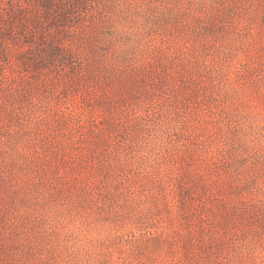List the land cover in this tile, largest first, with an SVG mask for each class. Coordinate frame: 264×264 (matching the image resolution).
Segmentation results:
<instances>
[{
  "label": "rangeland",
  "instance_id": "rangeland-1",
  "mask_svg": "<svg viewBox=\"0 0 264 264\" xmlns=\"http://www.w3.org/2000/svg\"><path fill=\"white\" fill-rule=\"evenodd\" d=\"M0 264H264V0H0Z\"/></svg>",
  "mask_w": 264,
  "mask_h": 264
}]
</instances>
